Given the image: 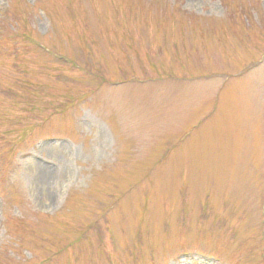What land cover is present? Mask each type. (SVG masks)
I'll return each instance as SVG.
<instances>
[{
  "label": "rangeland",
  "instance_id": "obj_1",
  "mask_svg": "<svg viewBox=\"0 0 264 264\" xmlns=\"http://www.w3.org/2000/svg\"><path fill=\"white\" fill-rule=\"evenodd\" d=\"M262 33L264 0H0V264H264Z\"/></svg>",
  "mask_w": 264,
  "mask_h": 264
}]
</instances>
